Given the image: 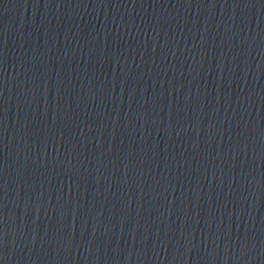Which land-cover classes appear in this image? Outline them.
Masks as SVG:
<instances>
[{"label":"water","instance_id":"1","mask_svg":"<svg viewBox=\"0 0 264 264\" xmlns=\"http://www.w3.org/2000/svg\"><path fill=\"white\" fill-rule=\"evenodd\" d=\"M0 264H264V0H0Z\"/></svg>","mask_w":264,"mask_h":264}]
</instances>
